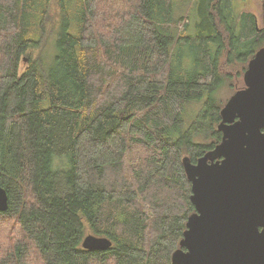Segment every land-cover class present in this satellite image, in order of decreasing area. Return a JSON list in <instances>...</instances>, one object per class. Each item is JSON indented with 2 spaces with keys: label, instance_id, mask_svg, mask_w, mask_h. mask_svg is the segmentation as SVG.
<instances>
[{
  "label": "trees",
  "instance_id": "obj_1",
  "mask_svg": "<svg viewBox=\"0 0 264 264\" xmlns=\"http://www.w3.org/2000/svg\"><path fill=\"white\" fill-rule=\"evenodd\" d=\"M52 1L0 0V264H172L195 212L183 158L221 142L223 66L264 27L235 0H59L46 64Z\"/></svg>",
  "mask_w": 264,
  "mask_h": 264
},
{
  "label": "water",
  "instance_id": "obj_2",
  "mask_svg": "<svg viewBox=\"0 0 264 264\" xmlns=\"http://www.w3.org/2000/svg\"><path fill=\"white\" fill-rule=\"evenodd\" d=\"M244 87L221 108V142L196 163L183 160L192 182L190 214L172 264H264V47L244 71ZM0 186V211L9 208ZM107 237L83 248L107 251Z\"/></svg>",
  "mask_w": 264,
  "mask_h": 264
},
{
  "label": "rangeland",
  "instance_id": "obj_3",
  "mask_svg": "<svg viewBox=\"0 0 264 264\" xmlns=\"http://www.w3.org/2000/svg\"><path fill=\"white\" fill-rule=\"evenodd\" d=\"M243 0H235V5L236 8H244V6H246L247 9H249L250 11H253L257 14V17H259V26H264V0H246V3L242 4ZM59 0H53L52 4L50 6V11L48 14V25L51 31V33L46 36L44 38L45 44L43 47L44 50V55L47 56V63L49 64L51 62V59L55 53V49L58 50V46H57V41L56 37L57 35L60 33L59 29L57 28V23L60 20V14H59ZM195 23L193 24H184L182 29L189 27H194ZM49 28L47 29V31H49ZM55 28H57L55 30ZM225 61V59H222V63ZM248 66V64L246 65V67ZM244 67V68H246ZM243 68V64H230L228 66L224 65L223 66V74H230L232 79L230 81V83H236V87L237 89H241L244 87V71L242 70ZM238 75V77H237ZM228 82V84H230ZM222 91H220L219 96L222 100L225 101V103L228 101V99L231 97L232 94H234L236 92L235 89H231L229 88L228 85H226L223 89H221ZM218 96V97H219ZM194 107V109L191 110V116L193 117L195 112L197 113L198 111H200V108L197 109ZM130 152V151H129ZM151 153V151H147V148H145L143 145L141 144H135L133 146V149L131 150V152L129 153V160L131 161V163L133 165H137L139 164L142 160H144L147 156H149ZM190 158L189 156H184V158ZM183 158V159H184ZM200 159V158H199ZM191 160V158H190ZM19 233V232H18ZM17 233V234H18ZM19 237V234H18Z\"/></svg>",
  "mask_w": 264,
  "mask_h": 264
},
{
  "label": "bare ground",
  "instance_id": "obj_4",
  "mask_svg": "<svg viewBox=\"0 0 264 264\" xmlns=\"http://www.w3.org/2000/svg\"><path fill=\"white\" fill-rule=\"evenodd\" d=\"M186 158H188V157H186ZM184 159H185V158H184ZM184 159H183V160H184ZM189 159H190V158H189ZM198 160H199V159H198ZM198 160H197V161H198Z\"/></svg>",
  "mask_w": 264,
  "mask_h": 264
}]
</instances>
